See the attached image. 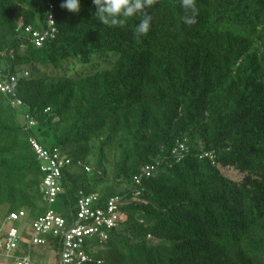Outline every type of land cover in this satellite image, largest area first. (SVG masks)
<instances>
[{"label":"trees","instance_id":"trees-1","mask_svg":"<svg viewBox=\"0 0 264 264\" xmlns=\"http://www.w3.org/2000/svg\"><path fill=\"white\" fill-rule=\"evenodd\" d=\"M61 2L0 0V226L24 211L25 236L54 204L70 226L80 191L118 196L123 219L83 264H264V0H195L193 24L155 0L139 37L143 14L109 27L92 0ZM31 139L70 160L50 205ZM37 246L60 250L48 236L14 253Z\"/></svg>","mask_w":264,"mask_h":264},{"label":"built area","instance_id":"built-area-1","mask_svg":"<svg viewBox=\"0 0 264 264\" xmlns=\"http://www.w3.org/2000/svg\"><path fill=\"white\" fill-rule=\"evenodd\" d=\"M49 26L51 33L53 21L49 18ZM28 30V28H26ZM38 37L37 33H33L35 44H40L42 37ZM14 87V80L10 82L4 81L0 83V91L10 94ZM12 105L20 104L19 100H12ZM33 123V121H29ZM35 153L41 161L40 170L43 177L40 182V191L43 193V199L50 205L57 194L61 191L59 184L61 168L70 162L66 156L59 153L58 148L51 150L44 149L35 139L30 140ZM186 147L183 143H177L172 153L178 158L182 157ZM152 167H149L151 169ZM84 170L88 171L89 167L84 166ZM136 182L138 178L134 177ZM76 209L73 224L66 226L65 220L56 214L51 208L43 215L35 219L30 227L29 234L23 235L13 222L24 216V211L10 212L4 223L0 226V258H5L12 264H32L28 253L15 254L20 243L29 247L31 245H45L48 236L59 239L60 250L58 253L59 264H83L92 261V258L85 252V240L96 238L100 243L106 240L107 231L115 226L117 222L123 219L124 214L119 211V197L111 196L107 198L103 207L93 205L98 203V195L96 193L83 194L79 192V197L75 202ZM95 245L92 250H96ZM100 260H96V264H100Z\"/></svg>","mask_w":264,"mask_h":264},{"label":"clouds","instance_id":"clouds-1","mask_svg":"<svg viewBox=\"0 0 264 264\" xmlns=\"http://www.w3.org/2000/svg\"><path fill=\"white\" fill-rule=\"evenodd\" d=\"M154 3L155 0H92V4L96 7L95 13L98 16V21L109 27H123L128 18L143 14L145 18L136 24L137 37L148 33L150 17L146 10L151 8ZM60 7L70 13H78L80 0H62ZM181 7L190 12V15L184 18V22L186 24L195 23V0H181Z\"/></svg>","mask_w":264,"mask_h":264},{"label":"crops","instance_id":"crops-1","mask_svg":"<svg viewBox=\"0 0 264 264\" xmlns=\"http://www.w3.org/2000/svg\"><path fill=\"white\" fill-rule=\"evenodd\" d=\"M58 253L51 247L47 246H37L33 251V255H31V262L32 264H59L58 261ZM0 263H8L12 264L5 258H0Z\"/></svg>","mask_w":264,"mask_h":264},{"label":"rangeland","instance_id":"rangeland-1","mask_svg":"<svg viewBox=\"0 0 264 264\" xmlns=\"http://www.w3.org/2000/svg\"><path fill=\"white\" fill-rule=\"evenodd\" d=\"M17 111H18V113L20 112V111H22V110H24V108L22 107V106H19L17 109H16ZM19 115V119H20V121H22L23 122V118H22V115H20V114H18ZM35 131V130H34ZM43 145H45V147H49L50 145H51V140H48V141H42L41 142ZM223 172H224V174L226 175V176H228L229 178H231V179H235V180H239L241 177H242V175L241 174H239L237 171H234V170H232V169H227V170H224L223 169ZM52 208H53V210L54 211H56V209H57V207L55 206V204L52 206ZM29 228V227H28ZM28 228H23L24 229V231H27V229ZM33 263H34V261H32ZM0 264H8V263H0ZM35 264H37V262L35 263Z\"/></svg>","mask_w":264,"mask_h":264}]
</instances>
